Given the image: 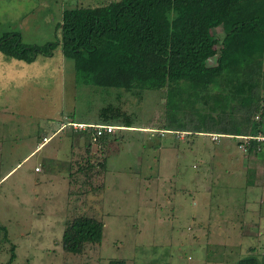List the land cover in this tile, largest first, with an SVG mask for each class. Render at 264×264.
Instances as JSON below:
<instances>
[{
	"label": "rangeland",
	"instance_id": "rangeland-1",
	"mask_svg": "<svg viewBox=\"0 0 264 264\" xmlns=\"http://www.w3.org/2000/svg\"><path fill=\"white\" fill-rule=\"evenodd\" d=\"M110 1L0 0V38L19 34L23 45L43 47L60 37L65 10ZM254 70L264 73V63ZM165 103L166 89L140 96L80 85L61 49L32 64L0 51V264L14 246L13 264L262 262L264 231L250 224L264 227V171L247 177L243 166H254L237 145L227 152L206 134L157 131L170 113ZM107 107L133 128L91 143L67 126L98 124ZM222 213L246 221L232 242L206 227ZM81 216L104 223L102 243L66 253L62 235Z\"/></svg>",
	"mask_w": 264,
	"mask_h": 264
},
{
	"label": "trees",
	"instance_id": "trees-1",
	"mask_svg": "<svg viewBox=\"0 0 264 264\" xmlns=\"http://www.w3.org/2000/svg\"><path fill=\"white\" fill-rule=\"evenodd\" d=\"M58 28L60 37L43 47L23 45L19 34L2 37L0 51L32 64L39 55L52 57L61 49L73 62L76 82L96 89L140 96L166 89L170 113L157 131L239 141L238 136L255 137L264 130V115L256 119L264 105V73L254 70L264 63V0H117L67 9ZM102 125L128 129L134 124L107 107L94 126ZM78 133L91 143L101 139L93 127ZM258 147L253 141L248 152L258 154ZM103 233V222L75 218L62 235L63 249L81 254L87 244L100 245ZM15 258L14 246L6 264ZM239 264H264V258Z\"/></svg>",
	"mask_w": 264,
	"mask_h": 264
},
{
	"label": "crops",
	"instance_id": "crops-1",
	"mask_svg": "<svg viewBox=\"0 0 264 264\" xmlns=\"http://www.w3.org/2000/svg\"><path fill=\"white\" fill-rule=\"evenodd\" d=\"M123 129H125V128H123ZM187 135H189V134H187ZM206 135L211 138V135L212 134H206ZM213 135H217V134H213ZM198 136H201V135H198ZM44 138L48 139V141L50 139V137H44ZM211 140H212V138H211ZM41 142L42 143H40L38 145V147L36 148V150H38L39 148H41L43 145H45L47 143V142L44 143L43 140ZM214 142H216V144L218 146L222 147V149H224L227 152H230L231 147L234 146V145L236 146L237 143H238V141H236L234 138L227 137V136L220 137V140L219 141H214ZM233 143H235V144H233ZM236 149L239 150L240 155L241 154L244 155V159L246 158L248 160V163L250 162L254 166V168H250L249 164H248V166H247V164L245 166H243V167H246V168L248 167V169L246 170L247 171V177L250 176V175L256 174L258 172V170H261L260 172H263L264 171V155L262 153L261 154L260 153L256 154V153H249L248 151L244 152V151H242V150H240L238 148V145H237ZM36 150L33 153H31V155H33L36 152ZM216 151H217V154L218 155H219V153H221V151H219V150H216ZM29 157H27L25 160H27ZM259 158H263V160H261ZM237 169H238V165L235 166L232 171H236ZM247 179H248V182H249L248 184L251 187H253V188L254 187H258L256 185L261 184L260 181H254L253 182L249 178H247ZM262 184H264V181H263ZM240 216H236L235 219H232V218L230 219L228 217V214H223L222 213V215L220 217H218V216L212 217L213 218L212 221L207 220L206 221V224H207L206 227H208L209 231H211V230H217V232L219 234H227L226 235L227 236V239H229L230 242H232L233 241V238H230L229 236H234V234L236 233V231H237V233H239L240 232V229H242L243 227H246V225H244V223L246 222L245 219L240 218ZM255 224H256L255 226H253L251 224H250V226L251 227H254L256 229L258 227L261 228V231L259 232V234H261V232L263 233L264 227H262L261 223L255 222ZM241 226H242V228H241ZM248 230H250V229L248 228ZM232 232H233V235H228V234H232ZM211 235H213V231H211Z\"/></svg>",
	"mask_w": 264,
	"mask_h": 264
},
{
	"label": "built area",
	"instance_id": "built-area-1",
	"mask_svg": "<svg viewBox=\"0 0 264 264\" xmlns=\"http://www.w3.org/2000/svg\"><path fill=\"white\" fill-rule=\"evenodd\" d=\"M264 101V100H263ZM264 103V102H263ZM264 115V105L263 109L261 112L256 116L257 120H261V117ZM67 126L72 127L75 131H85L89 127H93V129L96 131V136L98 138H101L104 135H110L113 134L116 130L118 129H123L119 127H115L113 125H102V126H94V125H89L85 123H78V122H69ZM220 135H211V138L213 141H219L220 140ZM239 141L237 143L238 148L244 152L248 151L249 148H251L253 141H256L259 145L258 147V152L262 153L264 155V130L259 133L257 136H249V135H244V136H238ZM48 139L44 138L43 142L46 143ZM40 168L36 167L35 172L39 171Z\"/></svg>",
	"mask_w": 264,
	"mask_h": 264
}]
</instances>
